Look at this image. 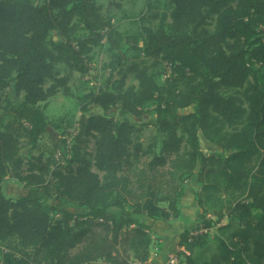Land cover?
I'll return each instance as SVG.
<instances>
[{
	"label": "trees",
	"instance_id": "obj_1",
	"mask_svg": "<svg viewBox=\"0 0 264 264\" xmlns=\"http://www.w3.org/2000/svg\"><path fill=\"white\" fill-rule=\"evenodd\" d=\"M168 2L169 13L143 14L140 34L123 35L96 0H0V111L11 116L0 130L2 264H146L148 220L179 219L195 175L199 214L180 234V263L264 264V0ZM103 42L122 78L77 98L71 159L24 156L49 130L41 105L72 96L58 66L88 75ZM123 46L144 58L127 64ZM147 126L163 136L159 153L141 141ZM200 136L219 151L205 154ZM8 179L26 195L6 198Z\"/></svg>",
	"mask_w": 264,
	"mask_h": 264
},
{
	"label": "rangeland",
	"instance_id": "obj_2",
	"mask_svg": "<svg viewBox=\"0 0 264 264\" xmlns=\"http://www.w3.org/2000/svg\"><path fill=\"white\" fill-rule=\"evenodd\" d=\"M43 0H35V3L41 4ZM97 4L102 7L103 14L107 15L116 29L123 35H138L140 34L139 17L143 14H159L169 13L172 10V6L168 0H126L120 2L119 0H96ZM119 4V6H118ZM170 22V21H168ZM157 26L159 20H152L146 25ZM214 30V27H211ZM264 33V28H262ZM80 34H84L81 32ZM51 39H56L55 35H51ZM121 52L127 59V64L131 62L143 59V55L138 49L131 46L121 47ZM111 60V53L109 52L108 45L103 42L95 52L89 58L90 72L86 76H82L78 73H72L64 65H59L58 70L61 76H69V86L72 96H66L62 91L55 97L51 98L47 103L41 105L49 123L50 127L48 132L43 135L38 146L32 152L30 148H25L22 154L26 157L45 153L46 156H52L57 162L65 163L71 159L72 156V144L68 143V140H72L78 134V122L82 115L80 111V105L77 98L82 97L90 92H98L101 89L115 90L118 86V81L122 78L110 68L108 64ZM170 66L163 64L156 70V79L159 85L164 83V80L170 74ZM137 80L134 75L128 74L126 78V86L137 85ZM11 95L17 98L14 89H10L5 95ZM23 95L19 98L21 99ZM150 105L148 108H152ZM91 113H101L99 109L91 108ZM11 120V116L4 111H0V130ZM163 140L162 134L153 126H147L143 129L141 135V141L145 147L154 144L156 146V152L159 153L161 149V143ZM201 148L205 154L210 155L217 151L219 148L208 143L202 136H200ZM199 188L197 183V176H193L188 184L185 186L186 195L193 196L194 192ZM2 193L6 198L16 200L21 196L26 195L27 191L23 185L18 181L8 179L2 186ZM195 199V197H194ZM196 203V202H195ZM197 205V204H196ZM67 208L70 210L75 209L73 205L67 204ZM156 220H148L149 224H153ZM227 220L222 221L214 229L211 230V235H214L219 226L225 225ZM196 228V226H195ZM195 230V229H194ZM203 231H194V234H201ZM184 249V248H183ZM182 253H186V250ZM3 248L0 247V264H2ZM181 264V253L177 254ZM176 256V257H177ZM97 264H104L103 262Z\"/></svg>",
	"mask_w": 264,
	"mask_h": 264
},
{
	"label": "crops",
	"instance_id": "obj_3",
	"mask_svg": "<svg viewBox=\"0 0 264 264\" xmlns=\"http://www.w3.org/2000/svg\"><path fill=\"white\" fill-rule=\"evenodd\" d=\"M179 209L181 212L179 219L156 220L150 224L153 229V244L151 257L146 264H169L171 258L180 261L177 254L184 251L179 247L180 234L186 229H195L199 208L193 196H185L179 203Z\"/></svg>",
	"mask_w": 264,
	"mask_h": 264
},
{
	"label": "built area",
	"instance_id": "obj_4",
	"mask_svg": "<svg viewBox=\"0 0 264 264\" xmlns=\"http://www.w3.org/2000/svg\"><path fill=\"white\" fill-rule=\"evenodd\" d=\"M72 140H70V141L68 140V143L72 144ZM169 264H179V262H178V260L176 258H171Z\"/></svg>",
	"mask_w": 264,
	"mask_h": 264
}]
</instances>
